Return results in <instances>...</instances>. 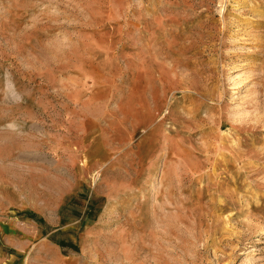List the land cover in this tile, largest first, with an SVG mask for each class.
<instances>
[{"label": "rangeland", "instance_id": "obj_1", "mask_svg": "<svg viewBox=\"0 0 264 264\" xmlns=\"http://www.w3.org/2000/svg\"><path fill=\"white\" fill-rule=\"evenodd\" d=\"M0 264H264V0H0Z\"/></svg>", "mask_w": 264, "mask_h": 264}, {"label": "crops", "instance_id": "obj_2", "mask_svg": "<svg viewBox=\"0 0 264 264\" xmlns=\"http://www.w3.org/2000/svg\"><path fill=\"white\" fill-rule=\"evenodd\" d=\"M58 132L59 134L63 133L61 131ZM79 133L81 135L85 134V130L80 129ZM83 147L84 143L75 145L73 148H63V145L59 143V145L57 147H53L52 150L41 152V156L42 158H44V160L37 161L33 169L29 168L33 170L35 174L39 176V178L46 179L54 176L53 174H55L59 176L57 177L59 178V181L64 180L66 182V191H61L56 194L57 198L61 199V201L59 202L61 204L66 196H70L71 194H73L74 187H77L78 183L86 182V174L90 176L93 171H97V169L100 167V162L95 163L94 167H92L91 165H84L83 158L86 156L87 152L84 151ZM57 169L59 171H75L76 176L70 178L68 181V179H65L63 178V176L59 175L61 173L57 172ZM80 174H82L81 177ZM7 225L11 226L12 228H15L16 226L14 221L13 224L8 223Z\"/></svg>", "mask_w": 264, "mask_h": 264}, {"label": "bare ground", "instance_id": "obj_3", "mask_svg": "<svg viewBox=\"0 0 264 264\" xmlns=\"http://www.w3.org/2000/svg\"><path fill=\"white\" fill-rule=\"evenodd\" d=\"M131 256V255H130ZM132 259V258H131Z\"/></svg>", "mask_w": 264, "mask_h": 264}]
</instances>
